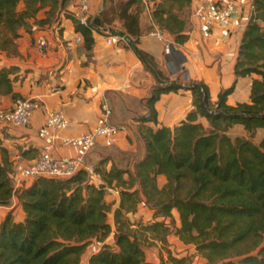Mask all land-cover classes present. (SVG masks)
Returning <instances> with one entry per match:
<instances>
[{"label": "trees", "instance_id": "trees-1", "mask_svg": "<svg viewBox=\"0 0 264 264\" xmlns=\"http://www.w3.org/2000/svg\"><path fill=\"white\" fill-rule=\"evenodd\" d=\"M133 2L126 1L117 14L106 6L85 23L68 13L66 17L86 50L93 45L92 32L111 28L105 24L116 17L122 30L114 34L130 36L128 46L155 77L144 99L147 112L139 118L143 155L131 167L113 162L107 167L109 159L103 158L91 172L82 168L67 179L36 177L14 188L9 153L0 137V205L15 196L23 211L21 220L8 212L0 222L1 264H79L92 242L102 244L88 264H154L146 259L141 237L149 234L165 246L171 231L192 245L206 264H264V134L257 143L253 140L257 129L264 132V0H252L253 12L234 65L235 78L255 75L249 102L235 105L226 103L233 85L211 102L202 82L184 84L179 77L163 76L154 59L137 48L139 13L131 12ZM20 3L24 6L18 10ZM58 4L60 0H0V23L16 37L40 9L50 6L54 16ZM190 4L160 0L151 10L154 23L171 34L176 45L187 40ZM11 71L0 70V94L21 99L12 91ZM180 89L189 90L192 97L184 118L172 127L146 125L157 122L154 103L159 96ZM237 125L245 135H228ZM158 176L165 178L161 186ZM110 189L119 195L113 230L105 201ZM140 203L152 212L151 221L128 217ZM111 233L114 247L104 242ZM166 254L170 264H187V258L173 257L168 249Z\"/></svg>", "mask_w": 264, "mask_h": 264}, {"label": "crops", "instance_id": "crops-1", "mask_svg": "<svg viewBox=\"0 0 264 264\" xmlns=\"http://www.w3.org/2000/svg\"><path fill=\"white\" fill-rule=\"evenodd\" d=\"M158 1L160 0L142 2L144 10L139 14L140 34L137 48L151 56L158 68L167 73L169 79L179 77L184 84L192 81L202 82L208 88L211 102L217 100L222 89L231 85L233 89L226 97L227 104L249 102L251 79L255 75L238 78L234 76L239 44L250 16L247 5L239 16L216 26L212 34L204 39L196 20L191 16L196 1L191 0L186 18L187 40L176 45L173 36L160 30L151 18V10ZM23 6V3H20L17 9L21 10ZM105 8L106 0H92L88 11L81 15L86 22ZM49 9L50 6L40 9L34 17L27 20L25 26L18 29V35L12 38L11 44L0 48V70H12L9 75L12 91L21 99H35L40 104L26 127H12L0 123V137L9 153L10 162L13 166L22 168L40 156L44 140L38 136V129L47 111L63 112L68 126L60 135L75 137L94 127L102 104L110 109L109 121L125 127L115 147L120 151L131 150L137 139H140L139 118L147 112L144 99L156 84L155 77L146 69L128 43L106 42L107 36L115 35L111 33V28H100L99 31L92 32L93 45L90 50H86L83 43L77 44L74 39L80 33L74 30L72 21L66 17L68 13L81 21V18L76 16L79 9L73 0H60L54 10V16H50ZM113 21L114 24H119L118 19ZM152 31L163 33L166 41L170 43V55L163 53V43L149 34ZM42 41L44 44H41ZM166 60L171 63L170 71L166 67ZM191 99L190 91L184 89L161 94L154 103L157 122H146V125L152 128L172 127L192 108ZM14 102L9 94H0V109H9ZM234 131H237V134H233L234 137L245 135L244 129L238 125L230 128L227 133L231 135ZM263 134L262 129L255 131L256 143ZM74 154V147L61 146L57 141L51 151V155L56 158L72 157ZM108 163L109 166L111 161ZM94 178L98 181L97 177ZM164 181V176H158V185L161 182L159 186ZM14 186L21 187L19 184ZM16 202L17 199L8 209ZM115 207L117 204L113 209ZM18 210L19 217H13L15 220L23 218L20 204ZM5 214L6 212L2 213V219ZM144 215V220H150L152 212L146 211ZM109 223L112 226L111 222ZM175 240L184 247L178 254L171 251L172 245L168 247L173 257L189 256L191 261L187 264H206L205 259L195 253L192 245H183L179 239ZM167 241L170 242L168 237ZM99 246L98 243L87 246L79 264H88L89 256L97 252ZM158 250L156 247L145 248L146 259L154 264L163 263Z\"/></svg>", "mask_w": 264, "mask_h": 264}, {"label": "built area", "instance_id": "built-area-1", "mask_svg": "<svg viewBox=\"0 0 264 264\" xmlns=\"http://www.w3.org/2000/svg\"><path fill=\"white\" fill-rule=\"evenodd\" d=\"M73 1L79 9L76 16L81 18V23H85L81 13L88 11L89 3L92 0ZM245 5L249 8L251 16L254 8L252 0H196L191 16L196 20L202 38L206 39L212 34L216 26L239 16ZM149 34L162 41L163 53L169 55L170 43L166 41L163 33L152 31ZM127 39L125 35L115 34L107 36L106 42L124 41L127 43ZM74 40L77 44H81L82 36L78 34ZM41 44L44 42L42 41ZM39 106V102L35 99H17L11 108L0 109V123L12 127H26L30 124L31 117ZM109 116V107L102 104L101 113L90 131L75 137H63L60 132L68 126L66 116L61 111H47L44 121L38 129V136L44 140L42 152L39 157L20 169V178L24 181L36 177L67 179L82 168L91 172V167L84 164L86 156L97 145L102 147L115 145L120 133L125 130L123 125L112 124L109 121ZM56 141L61 146L74 147L75 154L72 157H53L51 151Z\"/></svg>", "mask_w": 264, "mask_h": 264}, {"label": "rangeland", "instance_id": "rangeland-1", "mask_svg": "<svg viewBox=\"0 0 264 264\" xmlns=\"http://www.w3.org/2000/svg\"><path fill=\"white\" fill-rule=\"evenodd\" d=\"M126 1L128 0H106V6H113L112 10L115 11V14H117L120 10V6L122 4H124ZM142 1L141 0H135V2H133V4L131 5V12L137 11V13H141L142 10H144V7L142 6ZM111 12V11H110ZM186 12V11H185ZM184 12V13H185ZM188 12V11H187ZM116 18V17H115ZM114 18V19H115ZM117 19V18H116ZM113 19L109 22H107L105 24V27H111L112 28V34H114L116 31H120L122 30V26H121V22H119V24H114L113 23ZM11 35L8 30L6 29V27L0 23V48H5L6 46H8L9 44L12 43V38H14ZM117 35H125L124 33H117ZM126 37H130L125 35ZM163 76L168 77L167 73L165 71H163ZM232 134L230 135L231 137H234L233 134H237V131L231 132ZM254 141H257L256 138L253 139ZM116 145V144H115ZM115 145L111 146V147H96L94 148L85 158L84 164L86 166H90V167H95L98 163V161H100L103 158H108L111 162L115 163L117 166L119 167H125V166H129L131 167L132 164L134 163V161H136L137 159H139L142 155H143V143L141 141V139H137L136 144L134 145V147L131 150H127V151H120L118 148L115 147ZM109 162V161H108ZM109 163H107L108 166ZM9 174L11 176V181L13 183V186L15 184H19V185H23L26 183V181L22 180L20 178L19 175V171L21 169V167L19 166H13L12 162L9 163ZM15 168V169H14ZM94 182H97L96 178H93ZM161 184V182H159V185ZM15 187V186H14ZM19 187V186H18ZM108 195H106V199L105 201L109 204L110 206V212H108L107 215V219L108 222H111L112 224V230L114 229V220H113V206L117 204H119V195L117 193L116 190L113 189V191H108L107 192ZM16 201V197L13 196L11 201L7 204V205H0V222L2 220L1 216L2 213H11V215L14 218H18L19 215V204L18 202H16V204L8 209L9 207H11V205L13 204V202ZM116 208V207H115ZM146 211H150L145 205H142V203H140L137 207V210L135 213L133 214H129L128 217L130 218L131 221H141V222H148L152 220V217L150 220H144V214ZM147 238H146V236ZM144 236L141 237V240H143V246L144 249L145 248H152V247H156L158 248V254L160 255V257H162V264H169V262L167 261L166 257V249H168V247H170L171 245L173 252H175L176 254L182 252V248L184 246H182L181 244H178V237L174 234L173 231H171L169 233V235L167 236L169 238V241H167V243L165 244V246H162L159 242L157 241H152L149 234H145ZM175 240V242L173 241ZM180 241V240H179ZM106 244L111 245L112 247H114V240H113V234L111 233L110 235H108V237L105 239L104 241ZM181 243H183V245H189V244H185L184 242L180 241ZM92 243H98L101 244L100 242H92ZM177 243V245L175 244ZM99 246V247H100ZM195 250V249H194ZM196 253V251H195ZM197 254V253H196ZM193 256V255H192ZM191 259L189 258V256L187 257V262H190ZM80 263V262H79Z\"/></svg>", "mask_w": 264, "mask_h": 264}, {"label": "water", "instance_id": "water-1", "mask_svg": "<svg viewBox=\"0 0 264 264\" xmlns=\"http://www.w3.org/2000/svg\"><path fill=\"white\" fill-rule=\"evenodd\" d=\"M166 67L170 71L171 70V63L166 60ZM1 264V263H0Z\"/></svg>", "mask_w": 264, "mask_h": 264}]
</instances>
